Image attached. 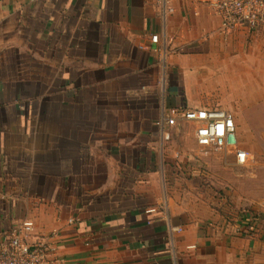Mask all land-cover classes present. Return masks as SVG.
Wrapping results in <instances>:
<instances>
[{"label": "crops", "instance_id": "0c3cea01", "mask_svg": "<svg viewBox=\"0 0 264 264\" xmlns=\"http://www.w3.org/2000/svg\"><path fill=\"white\" fill-rule=\"evenodd\" d=\"M172 4L0 0V238L24 214L63 264H264V214L218 208L156 125L217 101L263 136L264 28Z\"/></svg>", "mask_w": 264, "mask_h": 264}, {"label": "built area", "instance_id": "2783aa9c", "mask_svg": "<svg viewBox=\"0 0 264 264\" xmlns=\"http://www.w3.org/2000/svg\"><path fill=\"white\" fill-rule=\"evenodd\" d=\"M166 14L173 13V0H159ZM198 5L205 3L220 19L218 32L227 36L237 29L264 28V0H191ZM157 41L158 35L151 34ZM173 36L167 35L166 42ZM162 142H171L178 127L187 135V152L208 169L226 166L232 155L237 165L248 163L254 154L241 147L234 112L221 107L173 106L157 120ZM190 129L193 137L189 140ZM20 224L0 238V264H63L54 256L46 237L33 236L34 223L21 214ZM73 219H69L72 222Z\"/></svg>", "mask_w": 264, "mask_h": 264}, {"label": "rangeland", "instance_id": "374dc122", "mask_svg": "<svg viewBox=\"0 0 264 264\" xmlns=\"http://www.w3.org/2000/svg\"><path fill=\"white\" fill-rule=\"evenodd\" d=\"M215 102L213 107L225 108ZM247 114L250 117L253 114L251 105ZM235 116L240 145L252 152L254 157L244 165L228 162L226 166L210 169L192 159L198 168L202 187L209 194H214L218 208L224 207L231 214L248 211L261 215L264 214V135L253 134L251 119H241V114ZM192 137L193 131L190 129V141ZM182 142L188 144L187 139Z\"/></svg>", "mask_w": 264, "mask_h": 264}, {"label": "water", "instance_id": "95a60500", "mask_svg": "<svg viewBox=\"0 0 264 264\" xmlns=\"http://www.w3.org/2000/svg\"><path fill=\"white\" fill-rule=\"evenodd\" d=\"M178 130L180 131V126H179Z\"/></svg>", "mask_w": 264, "mask_h": 264}]
</instances>
